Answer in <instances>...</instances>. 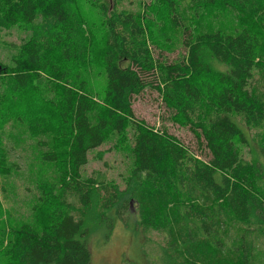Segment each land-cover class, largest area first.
Segmentation results:
<instances>
[{
    "label": "trees",
    "instance_id": "1",
    "mask_svg": "<svg viewBox=\"0 0 264 264\" xmlns=\"http://www.w3.org/2000/svg\"><path fill=\"white\" fill-rule=\"evenodd\" d=\"M77 1L0 0V33L17 27L29 37L11 65L0 61V124L24 126L41 151L37 173L52 166L58 178L38 187L45 225L13 230L0 264H91L86 223L96 212L105 235L114 219L126 224L129 202L167 264H264V0H87L95 23ZM213 8L239 28L199 27ZM175 42L183 53L169 60ZM145 89L207 161L135 118L132 99ZM244 128L259 132L261 161L243 158ZM111 136L131 139L128 199L80 178L87 152ZM15 146L0 147L4 175Z\"/></svg>",
    "mask_w": 264,
    "mask_h": 264
},
{
    "label": "rangeland",
    "instance_id": "2",
    "mask_svg": "<svg viewBox=\"0 0 264 264\" xmlns=\"http://www.w3.org/2000/svg\"><path fill=\"white\" fill-rule=\"evenodd\" d=\"M94 2L99 5L103 0H94ZM77 5L88 23L98 22L97 7H91L87 0H78ZM129 6L127 3L124 5L125 8ZM131 8L133 6L129 10ZM201 14L198 19V26L201 28L211 26L214 31L226 32L239 28L233 23L229 11L213 8L205 9ZM241 26L247 24L243 21ZM28 38V34L17 27L1 32L0 61L11 65L20 46ZM169 49V54L165 53L169 60L179 58L183 53L178 42ZM96 84L100 90L104 87L102 79ZM131 107L136 119L142 120L148 127L165 130L201 160L209 159L207 151L199 149L193 134L187 128L176 124L173 120L174 113L163 104L155 90L145 89L134 96ZM35 111V108L25 106L23 113L29 116L35 114ZM243 131L247 139V145L242 146L241 149L243 158L261 161L256 144L259 132L245 128ZM25 132L27 133L22 125L0 124V147L16 145L12 147L15 149L13 155L16 157L11 155L6 157L7 165L11 167L8 174L4 175V170L0 168V245L4 248L11 239V232L21 225H29L35 229L45 225L46 212L39 198L38 187L44 183L57 184L58 181L56 170L52 166H46L43 174L37 173L41 151L28 139ZM126 140L127 142L111 136L100 147L88 151L87 163L79 170L81 180L86 181L90 177L104 180L120 192L121 198L128 199L127 181L133 167V156L131 139L126 138ZM129 204L130 213L125 217L126 224L114 219L111 231L105 235L103 233L107 229L98 221L96 212L86 223L89 231L86 246L90 251L91 264H167L160 237L156 234L144 233L136 225L134 206L131 202Z\"/></svg>",
    "mask_w": 264,
    "mask_h": 264
}]
</instances>
